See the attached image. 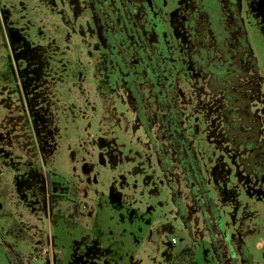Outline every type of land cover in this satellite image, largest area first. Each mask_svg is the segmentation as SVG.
<instances>
[{"label": "rangeland", "instance_id": "1", "mask_svg": "<svg viewBox=\"0 0 264 264\" xmlns=\"http://www.w3.org/2000/svg\"><path fill=\"white\" fill-rule=\"evenodd\" d=\"M219 1L230 18L225 8L230 0ZM235 1L242 31L231 23L233 38L227 44L235 53V44L245 40L244 58H255L251 76L262 87L251 107L261 126L250 152L253 167L242 164L246 156L239 147L234 154L230 137L221 140L219 117L227 103L222 92L208 91L214 77L193 62L190 15L198 14L199 2L166 0L164 25L170 48L164 65L176 91L188 100L180 107L190 152H180L185 163L196 160L203 169L226 235V242H218L215 235H222L215 225H197L192 213L184 212L187 223L180 217L173 185L159 165L160 157L170 160L171 153L162 149L158 128H149L144 109L139 117L130 107L115 60L97 48L89 29L81 35L73 30L76 25L67 26L59 0H0V264H9L7 254L15 250L26 255L25 264L107 263L117 254L112 241L118 235L109 206L122 223L137 228L146 264H222L217 254L226 248L234 264H264V170L254 169L264 152V0ZM121 13L131 19L124 9ZM114 17L119 21L113 29L126 51L132 35L119 14ZM209 47L215 50L213 42H202L204 52ZM215 52L214 61L206 59L204 66L218 61L230 75L248 67ZM164 107L158 117L166 120ZM48 174L65 178L71 191L54 185L50 195Z\"/></svg>", "mask_w": 264, "mask_h": 264}, {"label": "flooded vegetation", "instance_id": "2", "mask_svg": "<svg viewBox=\"0 0 264 264\" xmlns=\"http://www.w3.org/2000/svg\"><path fill=\"white\" fill-rule=\"evenodd\" d=\"M206 1L207 4L200 3L202 6L200 7L201 9H198L196 19L191 16L190 21L191 25L194 27L193 31H196L200 37L202 36L199 45H196L195 48V51L199 49L198 56L200 59L201 56L205 54L202 50V42L204 44L210 42L209 33L205 29L207 19H213L215 13H212V10L214 8L216 10L220 8L218 0L213 4L214 8L211 7L212 1ZM59 3L63 21L67 19L69 22L66 23L67 26L73 28V26L75 27L76 25L78 28H73V30L79 32L81 35H85V29H89L90 36L99 43L97 48L106 51L113 57L117 66L123 93L137 116L140 117L141 110L144 109L147 118L149 117V119L152 120L156 113L159 112L158 115H162L163 109H166L164 104L168 105L167 110L170 117L175 115V109L172 108V106L177 103L176 99H178L180 95L178 91H176L178 88L177 85L172 84V80L164 65L170 57V48L166 42L164 33L166 0H59ZM122 9H124L126 13H129L131 19L127 20L122 17ZM181 10L185 12L186 9L184 10L181 8ZM200 10L201 12L199 13ZM115 12L117 15L119 14L123 26L126 29L125 31L132 35L133 42L130 46L131 48L126 51L121 49L122 40L121 38L118 39L116 29H113L115 22L119 21L115 20ZM129 17L127 15V18ZM70 23L71 25H69ZM191 33L192 30L188 36L190 39L192 38ZM225 37H227V35H225ZM217 39L218 43H221L222 39L219 36ZM231 39L232 37L228 38L230 42ZM223 41L226 40L223 38ZM200 63L203 65V60H201ZM162 70H164V75L160 77L159 74L162 73ZM161 97H164L165 101L160 99ZM155 100L161 102L162 108H160V110L156 111L151 108ZM142 102L146 104L145 107L141 104ZM187 102L188 100L184 99L181 106L187 105ZM152 121L149 127L152 126L153 129L158 128L159 122H155V119L153 122ZM164 121L165 123L170 121V123L175 124L173 136L175 138L178 137L180 141L188 147L189 143L187 140H190V137L184 127L183 119L178 120L177 117H175L166 118ZM176 143L177 148H180L179 141H176ZM185 146L183 152L187 153V148ZM168 152H172V149L169 147ZM179 154L181 155L180 158H182L183 153L179 152ZM186 156H188V154H186ZM171 159H175V157L171 156ZM181 160L184 162L186 158H182ZM188 161H191V159ZM192 162L194 163V160ZM202 189L203 185L201 188L199 184L194 187L198 200L197 205L188 206L184 204V200H181L180 203L178 201L175 202L174 204L178 209V213L180 217L184 218L186 223L188 220L185 219L184 212L186 214L192 213V222L195 221L197 225H205V229H209L210 227L213 228L215 225L220 229V235L222 236L220 237L216 234L214 237L212 231H210V235L216 238L218 242L222 238L224 242H226V235L221 227V215L216 212L215 209H212L210 204L206 205V193L203 194L201 192ZM198 214L199 218L197 217ZM225 252L227 254L230 253L227 248ZM228 259H230V261ZM227 260L230 262L229 264H234L235 260H231L229 257H227Z\"/></svg>", "mask_w": 264, "mask_h": 264}, {"label": "trees", "instance_id": "3", "mask_svg": "<svg viewBox=\"0 0 264 264\" xmlns=\"http://www.w3.org/2000/svg\"><path fill=\"white\" fill-rule=\"evenodd\" d=\"M212 1L211 7H213V4L216 2V0H210ZM232 0L229 1L228 6L225 7L227 10V13L231 15L230 18L225 17L223 11V6L219 2L220 8L212 10V13H215V16L213 19L209 20L207 19L205 29L209 33L210 42H213L215 44V50H219L225 57L226 60L232 58L235 60V62L241 63L243 65L248 64V67L242 68L240 73L236 74H228L223 72L221 69L220 63L217 61L214 65L211 67L204 66L200 63L201 60H203V64L206 63V59L211 58L212 61H214V55L216 54L215 50L209 47V49L205 52L203 56H198L199 49H197L194 52L193 62L202 70L204 74H207L211 77H214L213 79H210L207 87L208 91L211 93H214L218 90V92H222L223 96V103H227V106H223L221 108L222 115L220 118V126H218V130L220 131V138L221 140L226 141L229 137L232 139V141L235 143L237 147H234L233 152L236 155V149L238 148L240 151L244 153L246 156V159L241 160L242 164H246L247 166L253 167V160L251 159L253 151V144L258 141L259 131L261 129L260 124L257 122V118L255 116H259V113L256 112L253 114L251 111L252 106H256L258 104V97L259 93L262 92V87L259 84L258 79L254 75V70H256V61L254 57H250V59L245 60L244 58V52L245 50L249 52V48L245 43V40H241L242 37L239 39L238 43L235 46V53H232L231 48L228 46V38H233V31L230 29L232 26L231 23L234 24V31L241 32L242 29L240 28V6L237 1H235V4L231 3ZM196 2H199V4L196 5V12H198V9H201L200 3L207 4L206 0H196ZM238 6V10H237ZM201 10L199 11V13ZM186 14H189L188 10H185ZM190 15V14H189ZM195 12L190 15V17H194L196 19ZM230 21H229V20ZM230 24V25H229ZM193 27V26H192ZM194 28V27H193ZM224 31L221 34H219V31ZM231 30V32L229 31ZM227 35V37H225ZM220 37L222 39L221 43H218L217 37ZM191 41H193L194 45H199V41L202 38L199 34L196 33V31L192 30L191 33ZM238 37V38H239ZM214 38V39H213ZM223 38L226 41H223ZM242 42V43H240ZM244 51V52H243ZM215 52V53H214ZM237 57V59L235 58ZM204 70V71H203ZM244 80V81H243ZM249 85V86H248ZM180 94V91H178ZM184 96V95H183ZM182 95L176 99V104L172 106V108L175 109V115L171 116L170 118H175L182 120V109L181 105L183 103L184 97ZM253 96V97H252ZM182 99V100H181ZM154 103V105H153ZM151 108L153 110H160L162 108L161 102L159 100L153 101ZM158 113H156L155 117L152 118V120L155 122H159L158 126V134L159 136L157 139H159L160 143L162 142V149L165 151H168V147L172 149L171 156H174L175 159H169L166 160L165 156L160 157L159 159V165L162 167V171L165 176V181L168 183V185H173L171 189L172 196L174 203L178 201L180 203L181 200H184V204L190 205H197L198 200L196 198V192L194 190L195 185L201 186L203 185L202 193H206V205H211L210 207L214 209L215 203L212 198V194L207 188V184L205 183L204 179V172L201 167V165L194 160V163L191 161H188V163H185L181 160V155L179 154L180 150H184V143L180 141V139L177 137L175 138L174 132H175V124L165 123L163 119H160L158 117ZM149 119V117H148ZM149 119V121H152ZM234 120L236 122H234ZM152 121V122H153ZM145 122V121H144ZM183 122V121H182ZM146 123V122H145ZM165 124V125H162ZM168 124V126H166ZM183 124V123H182ZM152 128L153 127H149ZM173 133V134H172ZM161 134V135H160ZM176 141H179L180 148H177ZM188 143H190L189 140H187ZM228 141V140H227ZM187 143V144H188ZM167 150H166V145ZM186 144V143H185ZM259 145V144H258ZM186 147V146H185ZM186 151L190 152L189 146L186 147ZM161 149V150H162ZM254 152V151H253ZM263 159L257 160L260 161L258 166L255 165L254 169L256 171L264 170V152L262 153ZM168 157V156H167ZM254 157V155H253ZM164 160V161H163ZM257 162H255L257 164ZM251 167L247 169L251 170ZM258 172V171H256ZM258 178V177H257ZM48 192L50 195L53 193V187L58 186L61 190H65L66 192L71 191V187L69 186V183L66 181L65 178L57 175V174H48ZM69 198V196L67 197ZM186 200V201H185ZM87 206V205H86ZM189 225V223H188ZM243 255V253H242ZM219 259H221L222 264H229L227 260L228 254L225 251H222L218 253ZM246 258V255L244 256ZM243 257V258H244ZM25 258L26 255L23 254L21 251H9L7 254V259L9 264H25ZM230 258V257H229ZM244 258V259H245ZM232 260V259H231ZM246 259L245 261H247ZM232 264V263H231Z\"/></svg>", "mask_w": 264, "mask_h": 264}, {"label": "crops", "instance_id": "4", "mask_svg": "<svg viewBox=\"0 0 264 264\" xmlns=\"http://www.w3.org/2000/svg\"><path fill=\"white\" fill-rule=\"evenodd\" d=\"M81 199L82 198H79L78 200ZM87 205L89 206V204ZM109 208L110 209L107 208V210H109V212H111L113 216L111 217V219H114L113 223H111V228L114 229V233L116 232L118 234L117 237L114 239V241H112L113 242L112 244L117 245V247L113 248V250L115 251L117 250V254L112 253V257L110 258V260H107L108 262L105 264H146L147 263L146 259H144L140 254L141 244L138 242V238L140 237L137 236L138 235L137 228L136 227L134 228L132 224L122 223V220L118 217L116 213L117 210H115L113 206H109ZM95 214H96V210L94 213L91 212V214H89L88 216L93 217V215ZM50 243H51V255H54V252H52V247H54L55 245L54 240L52 239ZM46 253L47 252L44 251L42 255L44 256Z\"/></svg>", "mask_w": 264, "mask_h": 264}, {"label": "built area", "instance_id": "5", "mask_svg": "<svg viewBox=\"0 0 264 264\" xmlns=\"http://www.w3.org/2000/svg\"><path fill=\"white\" fill-rule=\"evenodd\" d=\"M86 208H87V206H86Z\"/></svg>", "mask_w": 264, "mask_h": 264}]
</instances>
